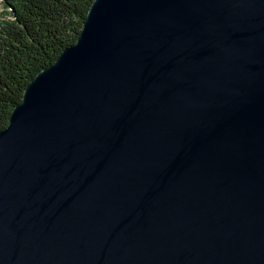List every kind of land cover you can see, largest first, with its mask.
<instances>
[{
    "label": "water",
    "instance_id": "1",
    "mask_svg": "<svg viewBox=\"0 0 264 264\" xmlns=\"http://www.w3.org/2000/svg\"><path fill=\"white\" fill-rule=\"evenodd\" d=\"M0 264H264V0H94L0 130Z\"/></svg>",
    "mask_w": 264,
    "mask_h": 264
},
{
    "label": "trees",
    "instance_id": "2",
    "mask_svg": "<svg viewBox=\"0 0 264 264\" xmlns=\"http://www.w3.org/2000/svg\"><path fill=\"white\" fill-rule=\"evenodd\" d=\"M0 22V130L27 85L75 44L94 0H3Z\"/></svg>",
    "mask_w": 264,
    "mask_h": 264
},
{
    "label": "rangeland",
    "instance_id": "3",
    "mask_svg": "<svg viewBox=\"0 0 264 264\" xmlns=\"http://www.w3.org/2000/svg\"><path fill=\"white\" fill-rule=\"evenodd\" d=\"M6 8L4 6V1L3 0H0V22L4 19H7L8 18V14L6 12Z\"/></svg>",
    "mask_w": 264,
    "mask_h": 264
}]
</instances>
